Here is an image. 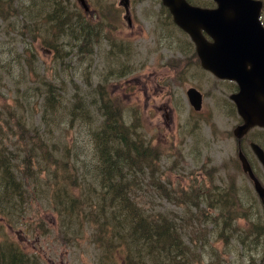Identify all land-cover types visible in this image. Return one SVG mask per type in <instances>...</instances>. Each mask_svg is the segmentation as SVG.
Listing matches in <instances>:
<instances>
[{
    "label": "trees",
    "instance_id": "obj_1",
    "mask_svg": "<svg viewBox=\"0 0 264 264\" xmlns=\"http://www.w3.org/2000/svg\"><path fill=\"white\" fill-rule=\"evenodd\" d=\"M6 1L0 0L1 16L6 13ZM36 3L30 0L27 1L28 8L16 7L17 15L24 20L21 23L14 22L12 30L26 35L28 40L19 34L22 40L9 39L7 43H20L19 53L12 47L6 49L1 46L0 49V87H5L4 93L0 90V105H3V113H0V264H42L37 254L8 238L3 226L24 235L36 232L41 236L47 235L55 227L61 240L70 244L73 241L70 236L75 235V231L78 232L83 224L89 225L93 230L94 243L106 245L99 254L102 256L103 251L106 261L100 257L98 261L116 264L115 260L119 259L124 264H180L186 256H194L179 238L183 230L181 220L187 226H192L193 233H197L188 219L190 205L197 211L201 210L199 206L206 210L204 221L208 208L217 210L218 214L212 221L221 226V231L230 227L237 218L247 220L246 215H241V206L233 194V189L239 188L232 183L213 181L212 170L208 180L201 178L194 182L201 187L196 204L188 199L191 184L187 188L172 187L165 179V169L160 163L167 148L153 147L148 142L151 138H147L144 132L139 133V119L134 118L129 122L122 120L120 103L117 96L108 91L106 81L101 86L95 84L93 88L89 87L87 91L93 93L96 90L98 94L95 96H99L94 101V113L90 102L87 101V106L83 103L85 98L75 96L73 101L57 91L52 84L55 74L69 82L71 90L83 95L70 82L69 72L75 68L79 78L87 82L93 48L102 43V24L98 22L95 26L97 31L91 35L95 28H90L89 21L82 19V10L74 0H36ZM44 3L48 4L49 13L40 8ZM73 20H77L80 26H71L70 21L73 23ZM67 28H70L69 35L73 40H66V35L59 38V31H67ZM78 32L79 36L76 37L74 33ZM39 53L48 56L47 64L39 60ZM37 60L39 70L36 67ZM120 70L118 75L124 73ZM63 84L66 88V84ZM44 93H48L45 103L56 109V114L62 109V113L71 121L77 116L82 118L90 140H83L80 131L79 147L95 159L91 161L90 168L84 165L91 179L90 184L78 175L75 161L70 159L76 158L72 151L75 141L68 143L67 139L69 130L73 128L67 126L59 129L63 133L62 139L51 138L61 141L64 144L62 149L59 144H45L43 136L35 132L21 138L30 141L28 147L19 145L16 134H8L10 125L4 115L10 105L23 99L28 104V112L34 113L38 101L30 97L35 94L37 99H42ZM64 104L70 105L63 107ZM95 114L100 118L97 125L91 122ZM14 124L20 126L22 120L17 118ZM52 151L61 160L55 159ZM16 155L21 159L19 165L14 163ZM166 160L170 163L169 157ZM153 174L157 177L155 187H152ZM145 176L148 180H145ZM25 183H31L32 189ZM239 190L254 209L255 201L251 192L246 187ZM42 191L48 196L43 197L45 204L39 199ZM155 200L175 205L183 213L176 216L172 223L170 217L174 213L156 212L160 211L157 209L160 205ZM16 207L19 211L14 217L5 211L12 215ZM261 215L263 222L260 230L254 233L256 239L261 235L264 237L262 212L258 216ZM34 219L41 220L43 225L37 226L35 223L33 227ZM59 228L69 236H65ZM242 231L248 232V229ZM97 233L100 236L94 235ZM217 240L227 242L224 237ZM171 253L175 255L173 258H177L176 261L170 257Z\"/></svg>",
    "mask_w": 264,
    "mask_h": 264
},
{
    "label": "rangeland",
    "instance_id": "obj_2",
    "mask_svg": "<svg viewBox=\"0 0 264 264\" xmlns=\"http://www.w3.org/2000/svg\"><path fill=\"white\" fill-rule=\"evenodd\" d=\"M27 1L30 0L6 1L4 5L6 13L3 16L0 15V49L1 46L6 49L12 47L19 53L21 44L14 45L11 43L8 45V40L12 39L18 42L22 38L28 40L26 35L12 30L14 29V22L21 23L24 20L17 15L16 7L28 8ZM33 1L36 3V0ZM107 1L109 0H87L91 14L87 15L81 12L82 19L91 21V18L95 20L103 18L107 7L104 3ZM260 1L264 2V0ZM36 5L38 6L37 3ZM40 8L49 13L47 3L41 5ZM161 8L157 0H152V49L156 44V49L152 51V54L148 51L151 41L147 23L139 18L136 20L135 25L137 27L134 29L139 28L141 32L139 38L131 42L130 48L135 50L137 55L131 53L126 47L121 49V53L120 48L116 47L118 43L120 44L119 40L129 34L123 22L117 23L118 28L113 32L115 39L104 40L100 45L93 48L88 65L87 82H83L79 78L75 68L69 72L70 82L76 85L78 91L83 95L71 90V84L57 74L53 75L52 84L59 93L67 95L73 101L75 96L85 98L83 103L87 106V101L90 102V108L94 113V101L99 96H95L98 94L96 90H94V94L87 91L90 90L89 87L93 88L95 84L101 86L106 81L108 91L114 93L118 103H120L122 120L129 122L134 118L139 119L141 124L139 133L144 132L147 138H151L148 142L153 147L167 148L162 154L165 156L160 162L163 166L162 169H165L164 177L172 187L187 188L191 184L188 189V199H192L193 203L199 202L198 196L201 191V187L194 182H198L201 178L205 181L208 180L211 170L213 181L232 183L239 189L246 187L251 192L255 201L254 209L241 190L233 189L234 197L241 206V215H246L248 219L237 220L239 219L237 218L224 231H221L219 224L212 221V218L218 214L217 210L208 208V214L204 221L206 210L199 206L201 210L197 211L190 205L188 219L197 233H193L192 226H187L181 220L183 230L179 234V238L191 249L194 256H186L180 264H264V237L261 235L256 239L254 236V233L260 230L263 222L262 215L261 217L258 216L261 213V206L246 175L240 171L236 159L235 142L230 135V128L233 124L237 126L243 123L238 113L232 112L233 104L226 100L229 88L222 86L225 84L231 87L232 84L217 82L213 76L200 70L197 62L193 59L189 60L186 66H183L184 62L193 54V47L188 38L182 35L181 31L176 30L169 15ZM108 18H112V16H107L106 19ZM73 21V23L70 21L71 26H80L77 20ZM260 22L264 27V5L260 14ZM95 31L96 29H93L92 33ZM59 33V38L66 35L68 37L66 40L74 39L69 35L71 33L70 28H67V31H59ZM74 35L79 36V32L74 33ZM39 60L44 64L49 61L48 56L43 53H39ZM39 60L36 61L38 70ZM170 62L173 64L172 69L167 67ZM120 69L124 73L118 75ZM110 72L112 74H109ZM63 82L70 90L65 88ZM188 87H194L202 96L199 111H195L186 99L185 91ZM0 90L4 93L5 87H0ZM46 96L48 93H44L42 99L38 98L39 100L35 94L30 97V99L38 101L34 113L28 112L26 108L28 104L23 99L19 100L18 103L11 104L7 114L4 115L5 120L10 125L8 134H16L19 145L28 147L30 141L21 140V138L35 132L43 136L45 144H59L62 149L64 144L51 138L62 139L63 133L59 129L67 126L73 128L69 130L67 139L69 140L68 143L75 141L72 151L76 158L70 157V159L75 161L78 175L84 177L86 183L90 184L91 179L87 176L84 165L87 169L90 168L92 166L91 161L95 159L93 155L86 153L82 147H79L80 137L78 136L81 131L82 139L90 140V134L83 126L82 118L79 116L71 121L62 113V109H59L56 114V109H52L48 103H45ZM68 105L70 104H64L63 107ZM127 111L132 115L130 113L126 115ZM0 113H3V105H0ZM51 113L54 116L50 117ZM17 118L22 120V125L16 126L14 124ZM23 122L26 124L24 125ZM91 122L97 125L100 118L95 114ZM254 132L258 131L253 130L246 137L254 139L252 143H256L258 140ZM70 146L72 147V144ZM244 151L251 159L249 150L244 148ZM52 152L55 159L61 160L56 158V152ZM166 157L170 158V163L167 162ZM20 162L19 155H16L14 163L19 165ZM252 170L257 179L264 183V173L261 167L254 164ZM156 179V175L153 174L152 187L156 186ZM145 180H148L146 176ZM30 184L25 183V186L31 188ZM40 188L43 187L40 186ZM43 192H41L42 196H39V199L45 204L44 198H48V196ZM155 203L160 205L157 207L160 211L156 212L174 213V216L170 217L172 223L176 216L183 213L180 208L163 200H155ZM5 211L10 217H14L19 208L16 207L12 215L7 210ZM40 221L34 219L32 226L35 227V223L37 226L43 225V222ZM242 229H248V232H243ZM59 230L65 236H69L65 234L63 229L59 228ZM3 232L25 250L37 254L41 258L42 264H106L97 260L98 257L103 261L106 259L103 251L102 256H99L101 248L106 247V245L94 243L93 230L89 225L83 224L78 232L75 231L76 234L70 236L73 240L70 244L61 240L55 227H52L45 236L36 232L24 235L4 226ZM94 235L100 236L99 233ZM223 237L227 242L217 240V238ZM173 256L175 255L171 253L170 257L173 258ZM176 260L177 258H173V261ZM115 263L124 264L119 259L115 260Z\"/></svg>",
    "mask_w": 264,
    "mask_h": 264
},
{
    "label": "water",
    "instance_id": "obj_3",
    "mask_svg": "<svg viewBox=\"0 0 264 264\" xmlns=\"http://www.w3.org/2000/svg\"><path fill=\"white\" fill-rule=\"evenodd\" d=\"M78 1L86 11L83 1ZM210 1L215 5L212 9L191 6L184 0H160L172 22L189 37L200 66L217 78L236 82L239 93L232 99L246 122V126L233 130V136L239 139L253 125L264 127V28L259 22L262 5L258 0ZM188 93L192 94L190 103L199 108L198 93L193 89ZM259 151L257 159L264 169V156ZM240 154L241 171L248 174L259 196L261 187Z\"/></svg>",
    "mask_w": 264,
    "mask_h": 264
},
{
    "label": "flooded vegetation",
    "instance_id": "obj_4",
    "mask_svg": "<svg viewBox=\"0 0 264 264\" xmlns=\"http://www.w3.org/2000/svg\"><path fill=\"white\" fill-rule=\"evenodd\" d=\"M83 1L86 4L87 9H88L87 11L83 10L84 14H87V15L91 14L87 0H83ZM157 1L159 3L160 8L162 7L165 10L166 14L169 15L166 8H164L160 4V0H157ZM186 1L188 2V4H190L192 6H197L199 8H203V9H212L215 6L210 0H195V1L186 0ZM258 1H260V0H258ZM74 2L76 3V5L78 7L82 8L81 3L78 0H74ZM260 2L262 4V8H263L264 2H262V1H260ZM104 5L107 6L106 12H105V14H103L104 17L100 22H102L101 24L104 27L103 34H104L105 38L115 39L113 32H115L118 28L117 23L123 22L126 26L127 31L129 32L128 35L124 36L121 40H119L120 45H117V47L120 48L119 51L121 53H122L121 49L122 48L125 49V47H126L127 50L131 51V53H134L135 55H137V52L130 48V44L133 40L139 38V36H140L141 30L139 28L134 29V27H137V25H135V24H136V20L138 18L140 20L144 21V23H147V25L149 27V39L151 41V46H149V48H148L149 53L152 54V51H155V49H156L155 41H154L155 46L152 49V0H116V1L115 0H111V1L109 0L106 3H104ZM262 8H261V11H262ZM107 16H112V18L106 19ZM169 18H170L172 25L176 28V30L181 31L172 22V19L170 16H169ZM91 21L98 22V20H95L93 18H91ZM259 22H260V17H259ZM260 24H261V22H260ZM91 25H93V24H91ZM96 31H97V29H96ZM181 32H182L181 33L182 35H185L187 37V35L183 31H181ZM92 34L93 33H91V35ZM201 34L207 41H210V39L205 34H203V33H201ZM192 47H193V54L184 62L183 66H186L188 64L189 60H191V59L195 60V62H197L198 66H199V62L197 60V56H196V53L194 50V46L192 45ZM167 67H168V69H172L173 68L172 62H170L167 65ZM199 68H200V66H199ZM200 70H202L203 72H206L202 68H200ZM206 73H208V72H206ZM215 80L217 82H228V83L232 84L231 87H229L228 85H225V84H223L222 86L224 88H229L226 100L229 101L231 104H233L232 112L237 114L238 113L237 107H236L234 100L232 99L233 96H235L239 93V88H238L236 82L233 81L232 79H223V78H217V77L215 78ZM191 88H194V87H191ZM185 96H186V99L190 102L191 97H189V95L187 93L185 94ZM236 127L237 126L235 124H233L230 128V135L234 139V142H235L236 159H237V162L240 163V161L238 159V154L241 153L240 155L243 156L246 163L248 164L252 176L254 177V179L257 181V183L261 187V189L259 190V196H258V194H256V193L255 194L257 196L258 202L262 203L261 212L264 215V183H261L257 179L256 175L254 174V172L252 170V168L254 167V164H256L257 166L261 167V169L263 170V173H264V169L261 166V163L259 162V160L257 159V154H256V151H259L256 148V147H258L264 156V134H263L264 133V127L258 126V125H253V126L249 127L246 130V132L239 139H236L233 136V130ZM253 130L258 131V132H254L255 136L258 138V140H256L257 142L255 144H252V141H254V139L246 138L247 135L250 132H252ZM261 132H263V133H261ZM244 148H247L249 150V153L251 155V159H249L248 155L245 153ZM240 171H241V168H240ZM241 173H243V172L241 171ZM244 174L246 175L248 182L252 183V185H253V181L249 178L248 174L247 173H244Z\"/></svg>",
    "mask_w": 264,
    "mask_h": 264
},
{
    "label": "bare ground",
    "instance_id": "obj_5",
    "mask_svg": "<svg viewBox=\"0 0 264 264\" xmlns=\"http://www.w3.org/2000/svg\"><path fill=\"white\" fill-rule=\"evenodd\" d=\"M184 2L185 3H187L188 4V2L186 1V0H184ZM198 98L202 101V96H201V94H198ZM190 103V102H189ZM190 105L193 107V109L195 110V111H199L200 110V108H201V105L199 106V108H195L191 103H190ZM239 116H240V118H241V120L243 121V123L241 124V125H237V127L238 128H241V127H244V126H246V122H245V118H244V116H243V114L241 115V114H238ZM252 144H255V143H252Z\"/></svg>",
    "mask_w": 264,
    "mask_h": 264
}]
</instances>
